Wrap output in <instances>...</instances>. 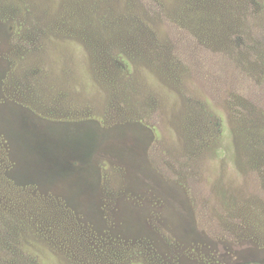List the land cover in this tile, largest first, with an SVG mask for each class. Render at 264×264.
Here are the masks:
<instances>
[{"label": "rangeland", "instance_id": "1", "mask_svg": "<svg viewBox=\"0 0 264 264\" xmlns=\"http://www.w3.org/2000/svg\"><path fill=\"white\" fill-rule=\"evenodd\" d=\"M0 264H264V0H0Z\"/></svg>", "mask_w": 264, "mask_h": 264}, {"label": "trees", "instance_id": "2", "mask_svg": "<svg viewBox=\"0 0 264 264\" xmlns=\"http://www.w3.org/2000/svg\"><path fill=\"white\" fill-rule=\"evenodd\" d=\"M9 26H10V24H9Z\"/></svg>", "mask_w": 264, "mask_h": 264}]
</instances>
